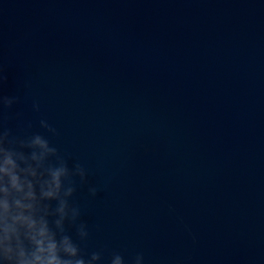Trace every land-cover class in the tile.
Here are the masks:
<instances>
[{
  "label": "water",
  "instance_id": "95a60500",
  "mask_svg": "<svg viewBox=\"0 0 264 264\" xmlns=\"http://www.w3.org/2000/svg\"><path fill=\"white\" fill-rule=\"evenodd\" d=\"M0 68L100 190L89 250L264 264V0H0Z\"/></svg>",
  "mask_w": 264,
  "mask_h": 264
},
{
  "label": "clouds",
  "instance_id": "9594fccd",
  "mask_svg": "<svg viewBox=\"0 0 264 264\" xmlns=\"http://www.w3.org/2000/svg\"><path fill=\"white\" fill-rule=\"evenodd\" d=\"M6 79L0 68V88ZM19 103L18 95L0 91V264H146L142 253L129 261L119 251L106 257L104 249H88L91 230L74 198L83 185L92 198L100 190L86 166L70 165L47 136L7 125L5 111ZM33 108L40 111L38 103ZM39 125L59 135L46 119Z\"/></svg>",
  "mask_w": 264,
  "mask_h": 264
}]
</instances>
